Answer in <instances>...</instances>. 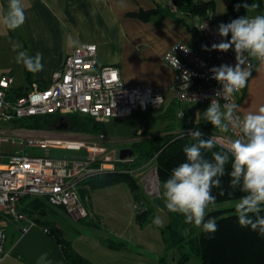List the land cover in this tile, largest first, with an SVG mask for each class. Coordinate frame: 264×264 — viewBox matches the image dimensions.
Wrapping results in <instances>:
<instances>
[{"label":"built area","instance_id":"obj_1","mask_svg":"<svg viewBox=\"0 0 264 264\" xmlns=\"http://www.w3.org/2000/svg\"><path fill=\"white\" fill-rule=\"evenodd\" d=\"M168 9L176 12L174 0L169 1ZM193 18L194 34L208 48V53L201 55L185 44L176 43L164 54L163 61L174 73L172 90L175 99L184 104L207 108L215 92L222 88L221 84L211 78L210 69L222 64L234 65L235 53L231 49L227 52L211 49L212 44L226 38L218 34L217 24L210 11L193 15ZM205 25L207 27L203 28ZM182 47L189 51L185 52ZM248 62L254 69L255 61L250 57ZM186 84L187 88L182 87ZM12 86L13 78L0 74V218L5 217L15 224H22L20 230H26L34 224L21 208V200L26 197L41 198L51 207L87 218V196H81L83 187L79 185L102 174L105 169L103 165L94 167L93 153L98 149L86 146L85 140L49 138L45 130L16 126L14 121L35 116H66L75 113L104 123L114 118H127L136 113L157 110L163 104V96L158 89L126 86L117 68H99L94 44L75 47L61 68L53 74L48 87L41 89L31 86L23 96L11 99L9 91ZM157 97L159 99L156 102ZM192 97H196L197 102ZM230 99L235 103L232 97ZM220 102L223 110L226 101L221 99ZM237 115L241 117L238 112ZM181 133L186 135L188 130ZM205 133L207 139L213 138L225 151L230 140L242 135L239 129L231 126L223 134ZM98 139L106 141L103 134ZM28 149L64 150L72 153L86 149L88 155L40 156L29 153ZM152 162L154 163V159ZM144 173L145 169L140 168L136 173L131 172L130 176H140L141 182L151 179L156 196L159 197L162 190L156 167L147 176H142ZM142 190L144 197L150 198ZM134 206L135 213H141L146 206L145 200L135 201ZM7 239L6 229L0 226V264Z\"/></svg>","mask_w":264,"mask_h":264},{"label":"crops","instance_id":"obj_2","mask_svg":"<svg viewBox=\"0 0 264 264\" xmlns=\"http://www.w3.org/2000/svg\"><path fill=\"white\" fill-rule=\"evenodd\" d=\"M169 1L21 0L25 9L26 21L18 28L19 45L22 51L27 52L29 56L40 53L43 64L42 71L29 72L30 84L27 82L26 68L24 67L27 85L41 89L48 87L53 74L61 68L64 60L75 47L82 44H94L99 68L107 66L117 68L120 78L126 86H148L158 89L163 96V104L158 109L161 110L166 98L175 100L172 90L174 73L163 61V56L168 49L176 43H182L201 55H205L209 51L194 34L192 29L193 16L180 10H176V12L169 11ZM189 1L195 4L212 2V11L208 9L206 12H211L218 27L222 23L223 15L231 0ZM7 10L8 0H0V12L3 17ZM140 11H153V13L146 21L130 16L131 13ZM260 14H264V0H262ZM252 59L255 61V66L246 87L232 96L235 103L239 105L238 113L241 117L247 112H256L261 106H264V70L257 72L255 69L259 66V62L255 58ZM12 88L23 87L16 86L13 79ZM206 109L204 106L189 104V122L185 123L182 129L223 134L224 132L214 128L211 123L204 120L203 112ZM197 112H199V115H197ZM142 114L146 115V113H136L127 118L110 119L106 123L123 119L132 121L133 118L135 120V116ZM180 117H184V115ZM57 120L56 122H59V119ZM106 123H103V135H105L107 141ZM144 132V122H140L139 126L128 132L129 136L127 138H121L119 141L134 140L133 143H137L135 140L139 135L142 136ZM180 132V130L165 129L159 137L176 136ZM46 134L53 139L81 141L84 138L82 135L72 134L71 131L63 129H53L46 132ZM159 137L156 136L154 139ZM92 184L93 182L91 183L90 180L85 182L80 191L83 197L87 195L88 191L97 188ZM133 201L135 202L134 199ZM85 205L90 215L88 217H92V219L85 218V220L88 219L85 223L98 226L100 223L99 218L92 213L87 203ZM62 232L64 239L70 242L73 251L93 264L140 263H132L127 258L124 260V254L134 253L135 247H137L136 249L140 248L137 244L132 243V245L125 246L119 243L116 245L114 242L107 240L102 245V256L98 258L100 254L97 253L94 247L90 249L83 248L81 245L76 244L75 240L67 238L63 230ZM133 245L134 248L131 247Z\"/></svg>","mask_w":264,"mask_h":264},{"label":"clouds","instance_id":"obj_3","mask_svg":"<svg viewBox=\"0 0 264 264\" xmlns=\"http://www.w3.org/2000/svg\"><path fill=\"white\" fill-rule=\"evenodd\" d=\"M240 7L252 11L258 9L259 4L245 2L237 5V10ZM25 21L26 14L21 0H8L3 24L14 31ZM218 34L224 38L230 34V39L212 44L211 49L221 52L233 50L236 63L210 69L211 78L221 84L222 88L215 92L203 112V118L222 132H228L231 126L239 129L242 135L230 140L226 151L212 152V159L209 160L202 150H212L216 141L211 137L204 139L203 133L198 130H188L187 134L196 142L184 147L185 161L172 169L170 177L162 185V196L169 212L183 215L185 223L194 224L206 233H214L217 224L214 218L205 219L207 209L216 203L212 190L221 188L220 178L225 175V165L231 158V171L228 173L231 178L230 187L244 193L234 205L238 222L241 227L250 226L253 231L264 235V215H261L264 212V106L256 112H247L241 118L237 115L239 105L230 99L246 87L252 75L253 65L248 62L250 57L259 62L255 69L257 72L264 70V14L240 16L230 23H221L218 25ZM19 48L21 46L18 43L13 45L14 51ZM182 48L185 52L189 51L188 48ZM15 59L29 72L43 70L40 53L29 56L27 52L19 51ZM185 86L187 88V84L182 87ZM192 99L197 102L196 97ZM221 99L226 101L223 110ZM220 194H224L223 190ZM154 223L162 226L159 218Z\"/></svg>","mask_w":264,"mask_h":264},{"label":"rangeland","instance_id":"obj_4","mask_svg":"<svg viewBox=\"0 0 264 264\" xmlns=\"http://www.w3.org/2000/svg\"><path fill=\"white\" fill-rule=\"evenodd\" d=\"M3 15L0 12V74L5 73L11 75L14 79V84L16 86H21L26 88L27 82L24 73L23 64L16 62V56L19 51H22L21 48L16 51L13 50L14 44H19L17 33H19L18 28L16 30H9L3 24ZM183 114L184 117H180V114ZM57 115H54V117ZM70 118L73 123H78L83 128L88 127V124L84 122L79 114H69L66 115ZM130 120H116L111 121L105 124L107 131V141H99L98 136L100 134H89L84 131L78 132L74 130L67 129L71 131L72 134L82 135L83 141L85 140L86 146L96 148L93 155L95 157L94 167H100L103 165L104 172L122 170L128 175H131V172H138L140 168L145 169V173L142 176H147L151 170L154 169V163L152 162L154 158H149L145 155L149 151L154 150V137L162 134L165 129L168 130H180L184 132L182 127L185 123L189 122V104H184L178 100H169L165 99L163 108L161 110H151L146 113V115H138ZM109 121V120H108ZM31 122V121H27ZM140 122H144L145 132L142 136H138L133 141H119V139L127 138L132 128L139 126ZM53 124V123H52ZM51 131V130H45ZM180 132V133H181ZM172 137V136H171ZM133 149V157L129 158L126 161L119 160V153L125 149ZM29 153H35L40 156H87L88 152L86 149L81 150L78 153H72L70 151L64 150H36L28 149ZM130 163L133 165V168L123 169L122 164ZM121 166V167H120ZM102 176V174H101ZM101 177L99 176L98 179ZM136 181H140L141 178L138 175L132 177ZM93 179V178H92ZM97 180V179H95ZM92 180V182H95ZM141 187L142 196L144 191L142 190V182H139ZM83 184H80L79 187H83ZM161 192L163 188L161 187ZM159 197H148L145 198V208L151 210V214L148 220L139 225L135 220V202L133 201V196L126 184L124 183H114L106 187L92 189L87 193L86 203L89 209L94 215L99 218L98 226H91L86 224V219L81 218L78 215H70L63 212L62 209L57 207H51L47 209L46 215L41 219L42 222L49 223V225H55L59 229L63 230L66 237L72 240H75L76 244L81 245L83 248L90 249L94 247L97 253L100 254L98 258L102 256L103 249L102 245L110 240L114 244L118 245L124 244L132 245V243L140 246L138 249L135 247L134 253L124 254V260L127 258L132 263L140 262L139 264H158V260L161 257L165 258L166 264H178L181 255L188 254L189 249L187 246L181 249H166L162 242V237L160 234V229L164 228L170 222V217L168 212L160 207L157 202L158 198L161 200V204L165 207L164 199L162 193ZM237 201H228L221 204L210 205L207 209V213L215 210H224L234 208V205ZM229 213V212H228ZM90 216V215H89ZM36 218V216H35ZM91 218L92 217H88ZM159 218L162 221V226H157L154 221ZM85 220V221H84ZM22 224H15L9 219L3 217L0 218V226L4 227L7 232V243L4 248V257L1 261V264H26L21 259L12 256L9 253L12 242L14 243L20 236V226ZM190 228L193 232H198L199 228L190 224ZM47 230H49L48 226ZM187 230L182 232L186 235ZM138 253V255H136ZM113 258L112 256H110ZM113 264V263H112ZM185 264H199V260L196 256L191 255L189 260Z\"/></svg>","mask_w":264,"mask_h":264},{"label":"trees","instance_id":"obj_5","mask_svg":"<svg viewBox=\"0 0 264 264\" xmlns=\"http://www.w3.org/2000/svg\"><path fill=\"white\" fill-rule=\"evenodd\" d=\"M245 2L249 4L257 3L259 4V8L252 11H246L243 7H240L239 10H237V5H241ZM174 4L176 10H180L191 16L202 15L206 10L209 9L212 11L213 9L212 2L195 4L189 0H174ZM261 10L262 0H231L228 3L225 14L223 15L222 23H230L233 19L240 16H254L260 14ZM152 13L153 11H140L138 13H131L130 16L146 21ZM227 39H230V34L226 40ZM26 75L27 82L30 84L29 71L27 69ZM29 87L30 85L26 88H11L9 91V97L13 99L23 96L26 94ZM60 117H63L64 121L69 123L68 129L70 130L78 132L84 131L89 134H104L103 123L96 122L90 117H82L84 118V122L88 124V127L85 128L78 123H73L68 116L54 117V115L20 119L14 121V125L33 130H53L59 123L56 122V120ZM27 121L31 122L29 123ZM200 132L203 133V138L207 139L205 137L206 133L203 131ZM195 142L196 141H194L188 134L184 135L182 133L172 137L164 136L154 139V150L145 153V155L149 158H154V165L156 167L157 177L161 187L170 177L172 169L185 161V155L183 153L184 147L190 146ZM133 149L134 145L132 150ZM202 151L204 152L205 158L211 160L212 152H224L225 150L215 144V147L212 150ZM126 160H129V158ZM120 164H122L121 166L123 169L133 168V165L128 162L127 164L124 162ZM230 171L231 158L228 164L225 165V175L220 178L221 188H213L212 190V194L216 197L215 204L237 201L242 195H244L239 189H231V178L228 174ZM99 176L101 177L100 179H98ZM92 180H95L92 185L97 188L106 187L114 183H124L129 188L135 201L140 199L145 200L146 198L144 195L142 196L139 182L122 170L106 171L105 173H102V176L100 174L93 177V179L91 178V183ZM222 190L224 192L223 195L220 194ZM157 200V204L165 209L170 217L168 225L160 229L164 247L170 250L181 249L187 246L189 249L188 254L181 255L178 264H185L191 255L198 258L199 264H264V235H261L258 231H253L250 226L241 227L234 208L215 210L207 213L206 220L214 218L216 221L217 230L214 233H206L202 231L201 228H199L198 232H193L190 228V224L185 223L183 215L169 212L167 208L161 204V200L159 198ZM21 206L30 220L42 228L55 241L60 247L64 258L68 262L71 264H93L73 251L70 242L64 239L63 232L59 227L49 225V223L46 222L41 223V219L46 215L47 209H51V206H49L45 200L41 198L26 197L21 200ZM150 214L151 210L145 208L141 213H135V220L139 225H142L148 220ZM261 215H264V212H262ZM45 226H48L49 230H47V227ZM185 230H187L186 235L182 234ZM11 244H13V242ZM158 264H166L165 258H159Z\"/></svg>","mask_w":264,"mask_h":264},{"label":"water","instance_id":"obj_6","mask_svg":"<svg viewBox=\"0 0 264 264\" xmlns=\"http://www.w3.org/2000/svg\"><path fill=\"white\" fill-rule=\"evenodd\" d=\"M69 123L64 121L63 117L59 118L56 130H67ZM132 149L120 151L118 157L124 161L133 157ZM148 196L155 197L156 190L152 185V180L147 179L141 184ZM20 236L10 247L9 253L26 264H71L68 262L55 241L36 224L30 225L26 230H20Z\"/></svg>","mask_w":264,"mask_h":264},{"label":"snow or ice","instance_id":"obj_7","mask_svg":"<svg viewBox=\"0 0 264 264\" xmlns=\"http://www.w3.org/2000/svg\"><path fill=\"white\" fill-rule=\"evenodd\" d=\"M113 79H115V76H113Z\"/></svg>","mask_w":264,"mask_h":264}]
</instances>
